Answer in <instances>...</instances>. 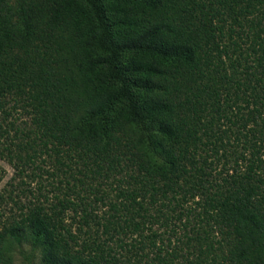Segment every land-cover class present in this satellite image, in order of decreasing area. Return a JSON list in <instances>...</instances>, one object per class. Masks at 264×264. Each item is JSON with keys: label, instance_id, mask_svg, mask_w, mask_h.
Masks as SVG:
<instances>
[{"label": "trees", "instance_id": "16d2710c", "mask_svg": "<svg viewBox=\"0 0 264 264\" xmlns=\"http://www.w3.org/2000/svg\"><path fill=\"white\" fill-rule=\"evenodd\" d=\"M1 149L68 193L0 253L264 264V0H0Z\"/></svg>", "mask_w": 264, "mask_h": 264}, {"label": "rangeland", "instance_id": "374dc122", "mask_svg": "<svg viewBox=\"0 0 264 264\" xmlns=\"http://www.w3.org/2000/svg\"><path fill=\"white\" fill-rule=\"evenodd\" d=\"M9 107L11 105L8 104L7 108ZM12 112L18 123L28 121L30 118L22 110ZM2 153L5 157L0 155V228L11 222L13 218L21 216L27 207L40 203L48 205L55 201L57 196L68 193L65 185H61L57 180L58 172L56 171L58 175L55 174L57 179L52 175L55 163L47 155H41L36 159L35 164L22 169L23 164L17 160L10 162L6 150ZM69 224L74 231H77L80 222L79 219L69 220ZM0 264H44L43 254L39 247L30 242L20 245L13 243L1 251Z\"/></svg>", "mask_w": 264, "mask_h": 264}]
</instances>
